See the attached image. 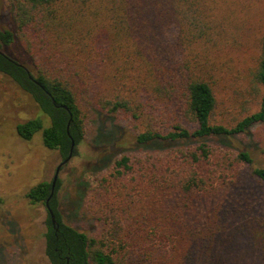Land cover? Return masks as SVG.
<instances>
[{
    "label": "trees",
    "instance_id": "trees-1",
    "mask_svg": "<svg viewBox=\"0 0 264 264\" xmlns=\"http://www.w3.org/2000/svg\"><path fill=\"white\" fill-rule=\"evenodd\" d=\"M2 1L15 28L0 25V72L42 113L17 124L22 139L41 130L65 158L89 110L140 127L138 144H161L120 154L95 177L90 233L61 221L57 180L49 206L58 227L47 218L44 233L50 264H264V163L232 142L264 126V35L233 124L216 120L218 93L201 61L229 32L239 39L241 15L258 0ZM14 41L31 66L3 52ZM50 191L41 181L26 197L44 204Z\"/></svg>",
    "mask_w": 264,
    "mask_h": 264
},
{
    "label": "rangeland",
    "instance_id": "rangeland-1",
    "mask_svg": "<svg viewBox=\"0 0 264 264\" xmlns=\"http://www.w3.org/2000/svg\"><path fill=\"white\" fill-rule=\"evenodd\" d=\"M243 13V32L236 31L239 39L229 32L228 39L201 60L206 66L205 78L218 93L216 120L228 124L245 112L237 108V102L242 103L244 98L235 93L244 88L247 81L241 83L242 78L257 61V43L264 35V0H258L251 13ZM0 25L3 29L15 28L11 7L4 1L0 5ZM3 52L20 64L32 65L17 41L3 46ZM84 112L85 136L59 171L56 197L61 221L90 233L99 224L86 203L95 177L120 154L155 150L161 144H138L135 133L140 127L134 128L121 116ZM41 114L31 94L0 72V264H50L44 254L48 212L43 203H31L26 193L41 181L51 182L64 157L44 145L41 130L30 140L22 139L16 130L18 123ZM207 142L222 145L223 141L210 138ZM232 142L237 147L252 148L256 160L264 163V126H253Z\"/></svg>",
    "mask_w": 264,
    "mask_h": 264
},
{
    "label": "water",
    "instance_id": "water-1",
    "mask_svg": "<svg viewBox=\"0 0 264 264\" xmlns=\"http://www.w3.org/2000/svg\"><path fill=\"white\" fill-rule=\"evenodd\" d=\"M52 102L55 104V100H52ZM63 107L65 108V106H63ZM70 122H71V118L68 120L67 129L69 128ZM73 148H74V141L72 140L71 141V146H70V151H69L67 157L61 163H59L57 165V167H56V169L54 171V174H53V177H52V180H51V191H50L49 196L45 200V207H46L47 211L50 214V222H51L52 225H56L57 224V220H56V217H55V214H54L53 210L49 206V200L53 196L55 185H56V182L58 180V174H59L60 168H61V166L63 164H65L70 159V157L72 155Z\"/></svg>",
    "mask_w": 264,
    "mask_h": 264
},
{
    "label": "flooded vegetation",
    "instance_id": "flooded-vegetation-1",
    "mask_svg": "<svg viewBox=\"0 0 264 264\" xmlns=\"http://www.w3.org/2000/svg\"><path fill=\"white\" fill-rule=\"evenodd\" d=\"M66 157H67V156H66ZM66 157H65V158H66ZM65 158H64V159H65ZM64 159H63V160H64ZM63 160H62V161H63ZM62 161H61V162H62ZM61 162H60V163H61ZM56 167H57V166H56ZM61 167H62V166H61ZM55 169H56V168H55ZM60 169H61V168H60ZM55 186H56V185H55ZM44 205H45V203H44ZM46 210H47V209H46ZM47 212H48V211H47ZM48 218H49V221H50V214H49V212H48ZM50 224H51V222H50ZM51 226H52L55 230H57L58 224H56V225H52V224H51ZM46 230H47V223H46ZM47 259H48V258H47ZM48 261H49V260H48ZM49 263H50V262H49Z\"/></svg>",
    "mask_w": 264,
    "mask_h": 264
}]
</instances>
